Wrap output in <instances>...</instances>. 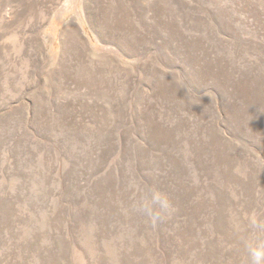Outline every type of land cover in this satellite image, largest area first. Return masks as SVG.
I'll use <instances>...</instances> for the list:
<instances>
[{"label":"rangeland","instance_id":"374dc122","mask_svg":"<svg viewBox=\"0 0 264 264\" xmlns=\"http://www.w3.org/2000/svg\"><path fill=\"white\" fill-rule=\"evenodd\" d=\"M253 219L264 0H0V264H249Z\"/></svg>","mask_w":264,"mask_h":264},{"label":"clouds","instance_id":"9594fccd","mask_svg":"<svg viewBox=\"0 0 264 264\" xmlns=\"http://www.w3.org/2000/svg\"><path fill=\"white\" fill-rule=\"evenodd\" d=\"M151 203L157 206L163 213H169L171 211V204L167 196L154 192L152 194ZM141 211L151 214V207L149 205H142ZM253 228L264 227V224H259L255 219L251 221ZM246 251L249 257V264H264V242H249L246 243Z\"/></svg>","mask_w":264,"mask_h":264}]
</instances>
